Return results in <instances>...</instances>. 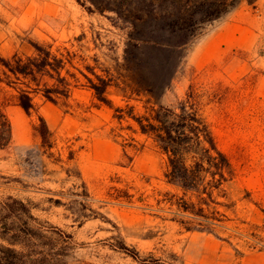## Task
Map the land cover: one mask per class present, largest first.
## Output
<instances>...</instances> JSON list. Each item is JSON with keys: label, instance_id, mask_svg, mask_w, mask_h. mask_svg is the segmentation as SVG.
<instances>
[{"label": "rangeland", "instance_id": "374dc122", "mask_svg": "<svg viewBox=\"0 0 264 264\" xmlns=\"http://www.w3.org/2000/svg\"><path fill=\"white\" fill-rule=\"evenodd\" d=\"M89 5V0H0V54H32L31 41L66 45L78 53V66L98 65L100 73L107 68L121 83L128 81L126 23L114 11L101 13ZM225 9L201 26L160 98L176 105L193 85L234 163L236 177L227 186L233 205L220 207L226 214L221 237L186 230L159 204L165 193H181L166 180V156L153 139L121 129L114 117L115 107L127 104L144 112L147 96L125 97L113 85L112 106L81 85L58 101L37 95L38 108L28 113L15 90L0 81V102L13 125L11 144L0 148V201L12 196L29 203L33 223L67 245L70 263L264 264V0H228ZM40 115L53 132V147L42 143ZM118 132L145 147L126 155L125 137ZM122 243L137 249L140 258Z\"/></svg>", "mask_w": 264, "mask_h": 264}, {"label": "trees", "instance_id": "16d2710c", "mask_svg": "<svg viewBox=\"0 0 264 264\" xmlns=\"http://www.w3.org/2000/svg\"><path fill=\"white\" fill-rule=\"evenodd\" d=\"M137 1L138 7L133 6L134 0H89L90 9L101 13L114 11L128 27L124 55L128 81L121 83L107 68L100 73L98 65L78 66V53L66 45L54 48L53 44L39 41H31L32 54H0V81L15 90V100L28 113L37 110V95L58 101L70 97L81 85L93 89L101 103L112 106L109 89L113 85L125 97L147 96L144 112L139 113L134 105L127 104L116 106L114 117L121 129L129 128L153 139L166 156V180L181 193H165L159 204L169 209L171 219L186 230L221 237L226 214L220 207L233 205L227 186L236 177L234 163L220 147L193 85L176 105H166L160 98L172 86L201 26L222 16L228 0ZM39 119L42 143L53 147L55 139L48 121L42 115ZM126 121L128 125L124 124ZM116 135L125 137L126 155L129 150L137 154L145 147L134 136L126 137L122 132ZM12 139V121L0 102V148L9 146ZM35 219L32 207L23 199L11 196L0 201V264H72L67 259V245L56 243L33 223ZM120 247L140 258L137 249L126 243Z\"/></svg>", "mask_w": 264, "mask_h": 264}]
</instances>
